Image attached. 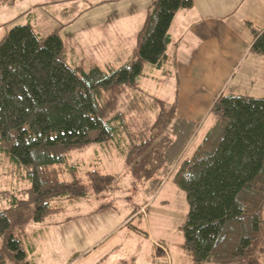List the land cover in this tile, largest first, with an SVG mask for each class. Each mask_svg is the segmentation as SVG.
<instances>
[{
  "label": "trees",
  "instance_id": "1",
  "mask_svg": "<svg viewBox=\"0 0 264 264\" xmlns=\"http://www.w3.org/2000/svg\"><path fill=\"white\" fill-rule=\"evenodd\" d=\"M192 7L193 0H156L139 33L138 55L109 71L89 65L79 75V68L67 62L58 30L44 38L30 25L17 26L1 40L0 141L9 145V156L24 169L31 187L29 200L0 212V235L9 253L0 254V264L10 258L32 264L12 234L23 208L33 204L34 223L41 224L61 210L52 207L54 201L88 197L68 157L93 143L134 155L135 168L143 171L134 172L135 177L162 175L153 195L177 168L173 182L189 205L183 248L196 264H261L264 97L221 95L210 111L216 123L185 160L174 154L187 153L200 125L181 118L176 103L155 99L153 118L137 99L122 107L125 87L140 89L145 65L161 68L172 61L167 53L170 27L180 9ZM247 26L254 36L251 53L264 57V29L248 21ZM86 175L98 193L116 180L99 171ZM159 243L150 264H172L159 248L167 246Z\"/></svg>",
  "mask_w": 264,
  "mask_h": 264
},
{
  "label": "rangeland",
  "instance_id": "2",
  "mask_svg": "<svg viewBox=\"0 0 264 264\" xmlns=\"http://www.w3.org/2000/svg\"><path fill=\"white\" fill-rule=\"evenodd\" d=\"M153 2L155 0H0V42L17 26L30 25L44 38L58 30L67 62L79 68V75L82 74L80 69L87 70L92 64L109 71L108 65L118 68L138 55V31L131 29V25L129 29L126 27V18L143 17ZM143 19L141 24L145 22ZM251 22L264 28V19L254 16ZM163 69L167 75L157 67L145 65L139 80L140 89L125 87L122 107L137 99L153 118L155 99L177 103L179 77L171 68ZM152 76L153 80H149ZM204 137L198 136L187 153L185 149L174 154L175 157L185 160ZM8 149L9 145L0 141V212L11 209L16 201L29 200L30 196L31 184L24 178L25 171L13 162ZM135 162L134 155L120 154L116 147L107 144L93 143L70 152L68 163L78 167L77 177L86 187L88 197L54 201L52 207L61 210L41 224L34 223L33 204L21 210L13 222L12 234L27 252L28 261L40 264L42 258L53 257L59 259L60 264H80L82 258L90 261L104 253L106 246L120 242L112 255L104 257L102 264H148L153 258L150 255L154 253V240L167 246L172 264H196L183 248L182 228L189 205L186 194L173 182L177 168H173V174L153 195L151 190L162 180V175L135 177L134 172L143 173L135 168ZM89 171L112 175L116 180L98 193L89 185L86 177ZM5 244L6 238L0 235V254H9ZM8 264L21 263L10 258Z\"/></svg>",
  "mask_w": 264,
  "mask_h": 264
},
{
  "label": "crops",
  "instance_id": "3",
  "mask_svg": "<svg viewBox=\"0 0 264 264\" xmlns=\"http://www.w3.org/2000/svg\"><path fill=\"white\" fill-rule=\"evenodd\" d=\"M151 6L143 17L126 18V27L129 29L131 25V29L138 31V41L143 25L140 20L146 19ZM77 15L75 19L79 18ZM254 16L263 21L264 0H193L192 8L180 9L174 17L167 50L172 61L163 67L167 71L171 68L179 77L177 112L181 118L199 123L195 139L201 134L205 136L213 126L215 118L210 111L221 95L264 97V57L251 53L254 36L247 26V21H254ZM253 26L264 29L254 22ZM110 66L115 67H107ZM163 67L158 70L167 75ZM146 230L150 237L149 226ZM119 244L106 246L104 253L90 261L82 258L80 264H102L104 257L112 255ZM150 256L152 258L153 253ZM40 264H60V261L53 257L42 258Z\"/></svg>",
  "mask_w": 264,
  "mask_h": 264
},
{
  "label": "built area",
  "instance_id": "4",
  "mask_svg": "<svg viewBox=\"0 0 264 264\" xmlns=\"http://www.w3.org/2000/svg\"><path fill=\"white\" fill-rule=\"evenodd\" d=\"M160 250H161V253H164L167 258H168V251L163 247V246H159ZM160 260H155L152 264H159Z\"/></svg>",
  "mask_w": 264,
  "mask_h": 264
}]
</instances>
